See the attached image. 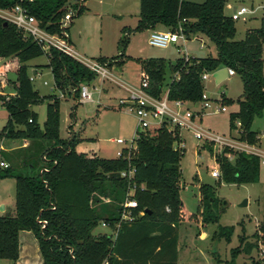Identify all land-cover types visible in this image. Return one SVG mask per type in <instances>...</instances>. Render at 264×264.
Instances as JSON below:
<instances>
[{"label": "trees", "instance_id": "16d2710c", "mask_svg": "<svg viewBox=\"0 0 264 264\" xmlns=\"http://www.w3.org/2000/svg\"><path fill=\"white\" fill-rule=\"evenodd\" d=\"M80 1L0 0V9L21 3L41 27L58 33L60 20L69 7L75 9L71 22L74 15L81 13L85 0ZM225 3L226 0H139L134 30H154L158 25L175 30L181 26L187 39L191 34L210 39L216 46L215 56L180 57L170 64L172 75L178 74V78L171 76L167 98L200 102L204 93L202 73L221 67L233 69L242 81V98L237 100V109L230 113V128L239 129L241 141L255 145L257 132L251 126L264 111V22L258 28L247 29L242 39H235V20L224 13ZM130 32V28L123 27L118 40L123 49L118 55L101 56L97 61L106 62L108 67L123 64V50ZM43 54L48 60L45 66L51 70L54 89L67 97L73 95L77 100L76 88L81 83L89 84L97 75L57 49L45 52L22 29L0 17V61H5L0 65V86L10 87L14 92L0 95L7 111L0 135L29 140L35 145L34 154L40 161V166L27 173H13L11 163L0 166V178H14V211L0 214V261L6 259L16 264L19 232L29 230L37 239L42 264H177L178 225L186 218L179 195L183 149L174 146L177 134L164 125L139 131L136 150L122 148L120 156L111 158L77 152L75 144L79 138L74 133L69 131L67 137L60 136V97L54 93L41 96L30 79L32 66L28 61ZM133 60L148 74V93L161 97L166 60L163 57ZM7 71L15 74L13 80L6 75ZM45 100L46 116L41 127L31 106ZM222 101L231 102L226 98ZM230 152L234 154L231 160L226 156ZM215 158L225 182L258 179L257 155L225 147ZM128 165L135 169L133 198L137 207L132 209V220L120 222L116 227L128 191L127 179L119 172ZM200 188L198 210L202 223L217 221L213 191L207 184ZM102 221L108 223L115 235L93 233ZM261 228L264 230V226ZM229 234V229L221 227L217 236L228 238ZM240 251L241 245L232 251V259L225 264H237L235 258Z\"/></svg>", "mask_w": 264, "mask_h": 264}, {"label": "rangeland", "instance_id": "374dc122", "mask_svg": "<svg viewBox=\"0 0 264 264\" xmlns=\"http://www.w3.org/2000/svg\"><path fill=\"white\" fill-rule=\"evenodd\" d=\"M189 1L202 2L203 0ZM227 2L233 11L242 5L253 9V13L244 14L235 20V39L242 38L246 27L250 24H259L260 18L264 16V0H226V4ZM82 4L83 10L79 15H74L72 24L68 27L72 48L82 58L97 60L101 57L100 55L111 58L118 55L123 49L116 37L118 32L122 35L123 27L130 28V39L123 50L124 58L133 60L142 56L163 57L166 60L167 67L161 91L162 96L167 92L171 76H175L170 71V64H174L178 58L185 55L196 58L216 55L215 44L200 34L202 42L195 39L197 36L195 34H191L185 42L179 41L178 45L182 51L172 46L166 48L150 46L147 42L148 32L134 30L138 20L139 0H103V3L98 0H85ZM109 4L114 8L110 14L107 13ZM119 9L127 11L125 19L119 20L121 17L115 16ZM100 10H102L101 17L98 15ZM244 27L246 29L243 31ZM163 29L166 28L163 27ZM201 43L203 44L201 45ZM262 57L264 59V45ZM3 62L5 61H0V65H3ZM47 62L45 54L28 61L31 66L34 65L32 67L39 68L38 74H34L33 84L41 96L50 93L58 96L59 91L53 88L51 70L45 66ZM134 66L130 64L129 70H123L120 73L119 70L112 69L111 73L113 76L115 75V78L137 86L140 82V75ZM32 67L29 68L31 75L33 74ZM6 75L12 80L15 78L12 71H7ZM44 81L47 83L44 84ZM203 82L204 93L209 99L211 108L204 113L197 112L198 109L194 107L193 102L184 101L181 109L189 108L194 112L192 123L195 126H201L203 129L227 139L244 142L239 139V129L230 128L229 123L230 113L237 109V100L242 98L240 76L234 74L216 82L213 75H210ZM1 88L0 86V91H2L0 95L2 96L14 93H11L10 87H5L3 90ZM88 88L92 94V101L77 102L71 96L60 98V136L62 138L68 136V125L72 123L71 133L79 138L75 144L77 152L96 153L105 158L115 157L116 152L124 145L116 144L112 139H132L136 132L137 119L132 112L127 110V107L118 108L119 99L121 96H125L126 91L114 81L102 78L97 74L95 79L88 84ZM223 98L230 99L231 102H223ZM46 102L45 100L31 106V109L38 115L41 127L45 121ZM169 104L173 106L172 103ZM221 106L226 110L214 111L215 108ZM6 120L7 111L0 101V133ZM236 122L234 121V124ZM251 129L257 132L258 137L254 147L256 150L264 152V111L253 120ZM138 131H143V129L140 127ZM191 132V130L185 129L176 132L178 134L177 142L180 140L184 142L179 163L181 171L179 195L186 217L178 225L177 264H217L218 261L219 264H225L232 259V251L240 245L241 251L235 258L237 264H264V230L261 228L264 226V164L260 162L259 176L255 182H225L221 177L219 164L214 157V152L219 151L217 147L203 139H195ZM2 137L0 135V143ZM208 147H211L212 151ZM34 151L35 145L25 152L29 155L30 153L34 154ZM230 154L234 158V154ZM6 158L11 162L12 172L19 173L17 160L0 149V160ZM215 170H217V175L214 173ZM3 183L5 184L0 186V196L4 201L0 203V206L4 204L7 208L14 205V178L5 177ZM203 184L209 185L210 190L213 191V211L218 216L217 221L202 223L198 207L201 198L200 187ZM244 202L245 204L241 205ZM192 214L193 216H191ZM221 227L229 229L228 238L217 236ZM93 233L115 235L113 229L101 224L93 229ZM241 237H244L243 242H241ZM8 261L4 259L0 264H7Z\"/></svg>", "mask_w": 264, "mask_h": 264}, {"label": "built area", "instance_id": "2783aa9c", "mask_svg": "<svg viewBox=\"0 0 264 264\" xmlns=\"http://www.w3.org/2000/svg\"><path fill=\"white\" fill-rule=\"evenodd\" d=\"M31 2L33 0H21ZM82 1V0H81ZM80 1V2H81ZM264 8V6H263ZM75 12V9L69 7L60 20V31L58 33H50L43 27H41L35 17L29 14L26 6L21 3H17L11 8L0 9V17L15 24L18 28L22 29L24 34L32 37V39L42 47L45 52H48L51 48L57 49L58 51L65 53L76 60L83 63L90 70L99 74L102 78H107L111 81H114L117 85L125 88L128 91L127 98L119 99V106L127 107V110L132 112L137 119V127L134 137L130 140H124L122 138H116L114 141L116 144L124 145L122 148H126L129 151H134L137 149V139L139 137L138 129L141 127L143 131L164 125L175 134V132L180 130H191L192 135L195 139H203L207 143L213 144L217 147L215 154H222L225 147L233 149L234 151H242L246 153H252L257 155L260 159V162L264 164V152L256 150L254 145H251L247 142H240L236 139H227L219 135H215L201 126H195L192 123L194 112L190 111L189 108L181 109L184 101L181 100H169L167 98V92L164 96L154 97L148 93V83L149 78L148 74L144 71H140V82L137 86H128L123 81L115 78L113 74L109 71V68L106 62H101L97 60H90L80 57V55L72 48L69 40L68 27L71 23V16ZM253 13V9L245 5L240 6L236 11H234L230 16L232 19L237 20L239 17L244 14ZM195 39H198L202 42V37L196 36ZM185 42L187 37L185 36L182 27L178 26L177 29H163V30H152L148 36L147 42L152 47L157 48H166L168 46L176 47L179 51H182V48L178 45L179 41ZM203 43H201L202 45ZM185 59H188L189 56L185 55ZM211 72H203L201 79L204 81L210 75ZM235 72L231 68H227V76L234 75ZM175 78H178V74H175ZM30 79L34 80V75H30ZM44 84L47 82L44 81ZM54 87V84H53ZM79 92L78 102H88L92 101V94L88 88L87 83H81L77 88ZM60 98L65 97L66 95L59 91ZM73 96V95H71ZM169 103H172L173 106H170ZM197 112H207L211 108L208 97L205 93L202 95V100L193 104ZM226 108L221 106L215 108L214 111H225ZM237 126L240 125L239 122H236ZM178 135V134H177ZM176 148L182 149L184 147V142H176L174 145ZM122 148L116 152V156H120L122 153ZM219 148V149H218ZM231 153V152H230ZM230 153H226V156L231 160L233 156ZM216 159V158H215ZM0 166L6 167L7 163L0 161ZM135 169L133 166L128 165L127 169H123L119 172L121 177H125L128 183V191L125 197V200L121 204V213L116 227L119 226L120 222L130 221L134 218L132 214V209L137 207V201L133 198V193L135 190L136 184L133 182V174ZM217 175V170L214 171ZM102 226L109 225L107 222H100ZM264 258V253H263Z\"/></svg>", "mask_w": 264, "mask_h": 264}, {"label": "crops", "instance_id": "0c3cea01", "mask_svg": "<svg viewBox=\"0 0 264 264\" xmlns=\"http://www.w3.org/2000/svg\"><path fill=\"white\" fill-rule=\"evenodd\" d=\"M99 2H102L103 3V0H98ZM108 9V7H107ZM113 8V5L111 6L109 4V12H107L108 14H110V11H112ZM232 8L230 7V5L225 3V6H224V12L226 11H229L230 12H227L225 13L226 15H231L234 11L231 10ZM101 11H98V15L100 16L101 14ZM233 11V12H232ZM139 13V12H138ZM128 13L125 9H119L117 14L115 16L117 17H121L119 20H122V18H126ZM101 17V16H100ZM262 22H264V16H262L260 18V23L259 24H256V25H249L248 27H246L247 29H250V28H258L260 27V25L262 24ZM251 23V22H250ZM72 24V22H71ZM245 27L243 28V31L246 29ZM167 29V28H166ZM246 29V30H247ZM154 30H163V26L161 25H158L156 26V28ZM145 31L148 32V34H150V32L152 31V29H145ZM69 32V31H68ZM195 35H199V34H195ZM202 35V34H200ZM199 35V36H200ZM245 35V32L242 36V38L244 37ZM118 39L121 37V33L118 32L117 36H116ZM240 38V39H242ZM129 39H130V33H129ZM69 40H70V43H71V35L69 33ZM102 57H107L105 55H100ZM141 58H146V57H142ZM123 59V64L121 65H112L109 68L110 72H112L111 70H119V73L121 71H126V70H129V66L130 64L131 65H135L134 69L139 71V75H140V71L142 70L141 67H140V64L137 63L135 60H132V59H125V58H122ZM121 58L119 60H122ZM125 59V60H124ZM133 62V63H131ZM34 66V65H32ZM42 68V67H41ZM40 68V69H41ZM133 69V70H134ZM38 70L39 68L38 67H32V72L33 74L32 75H36L38 74ZM115 76V75H114ZM120 78V77H118ZM34 81V80H33ZM125 83V82H124ZM128 86H134V85H130L129 83H126ZM119 86V85H118ZM121 87V86H120ZM54 88V87H53ZM122 89H124L126 91L125 93V96H121V98H127L128 96V91L121 87ZM3 90V88H1ZM2 91H0L1 93ZM11 93H13V91L11 90ZM72 97V96H71ZM121 107L118 105V108ZM71 127H72V123L70 124ZM68 125V126H70ZM71 131L69 130V127H68V132ZM114 141V139H112ZM33 145L32 143L27 140V139H22V140H17V139H8L6 137H2L1 138V143H0V149L2 151H4L6 154H8L9 156L13 157L14 159L17 160L18 162V165H19V171L22 172V173H27L29 171H31V168H36L38 166H40V161L37 160V156H35V154L33 153H30L29 155L26 154V150L29 151L30 148H32ZM20 150V151H19ZM15 152V153H14ZM28 153V152H27ZM96 154V153H95ZM116 156V155H115ZM0 161L4 162V163H8L10 164V160H8V158L6 159H1ZM34 163L35 166L32 164ZM5 180V178H1V185L5 184L3 183V181ZM0 185V186H1ZM3 199L2 197L0 196V203H3ZM14 204V203H13ZM14 211V205L13 206H9L6 208V206L4 204H2L0 206V214H3L4 212H10L12 213ZM2 261V260H1ZM0 261V262H1ZM7 264H11L10 261H8ZM16 264H42V257H41V253H40V250H39V246H38V242H37V239L35 238L34 234L29 231V230H22L19 232V256L16 260Z\"/></svg>", "mask_w": 264, "mask_h": 264}, {"label": "water", "instance_id": "95a60500", "mask_svg": "<svg viewBox=\"0 0 264 264\" xmlns=\"http://www.w3.org/2000/svg\"><path fill=\"white\" fill-rule=\"evenodd\" d=\"M4 24H6V22H4ZM213 77L215 78L216 82H220L222 81L224 78L227 77V68L226 67H221L219 69H217L215 72H213ZM244 203H242L241 205H244Z\"/></svg>", "mask_w": 264, "mask_h": 264}]
</instances>
